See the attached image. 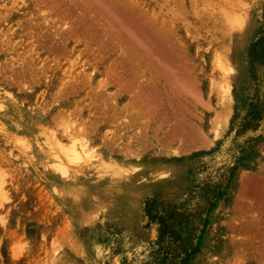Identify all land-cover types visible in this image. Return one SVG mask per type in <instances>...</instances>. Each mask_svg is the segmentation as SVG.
<instances>
[{
    "label": "rangeland",
    "instance_id": "rangeland-1",
    "mask_svg": "<svg viewBox=\"0 0 264 264\" xmlns=\"http://www.w3.org/2000/svg\"><path fill=\"white\" fill-rule=\"evenodd\" d=\"M0 2V264H264V0Z\"/></svg>",
    "mask_w": 264,
    "mask_h": 264
},
{
    "label": "bare ground",
    "instance_id": "bare-ground-1",
    "mask_svg": "<svg viewBox=\"0 0 264 264\" xmlns=\"http://www.w3.org/2000/svg\"><path fill=\"white\" fill-rule=\"evenodd\" d=\"M32 1V0H31ZM22 2V1H21ZM1 3V2H0ZM20 3V2H19ZM31 3V2H30ZM9 4V3H8ZM21 4V3H20ZM17 5V4H16ZM15 5V6H16ZM26 5V4H25ZM24 5V6H25ZM19 6V5H18ZM23 5H21V7H22ZM34 6V5H33ZM40 9V8H39ZM24 10V9H23ZM43 11V10H42ZM41 11V12H42ZM3 12V11H2ZM32 12V11H31ZM45 12V11H44ZM43 12V13H44ZM35 13V12H34ZM52 14V13H51ZM14 15V14H13ZM16 18V17H15ZM235 19H237V18H235ZM6 21V20H5ZM5 21H4V23H5ZM14 21V20H13ZM9 23V22H8ZM9 25H10V23H9ZM12 25V24H11ZM23 25V24H22ZM13 26V25H12ZM20 27V26H19ZM14 28V27H13ZM23 28V27H22ZM78 50V49H77ZM79 51V50H78ZM80 54V53H79ZM77 55V54H76ZM81 55V54H80ZM79 56V55H78ZM76 58V57H75ZM77 59V58H76ZM80 59V58H79ZM73 60V59H72ZM83 60V59H82ZM71 63H72V61H71ZM81 64V63H80ZM87 67V66H86ZM115 68V67H114ZM172 69H173V67H171ZM71 69V68H70ZM83 69H84V67H83ZM117 69V68H116ZM165 69H166V67H165ZM171 69V70H172ZM79 70V69H78ZM66 71V70H65ZM93 71V70H92ZM167 71V70H166ZM170 71V70H169ZM68 72H71L70 70L68 71ZM79 72V71H78ZM97 72V71H96ZM150 72V71H149ZM91 72H89V73H87V74H90ZM110 73V72H109ZM115 73V72H114ZM156 73V72H155ZM169 73V72H168ZM173 73V72H172ZM67 74V73H66ZM104 74V73H103ZM69 75V74H68ZM74 75H75V73H74ZM81 75V74H80ZM108 75V74H107ZM143 75H146V74H143ZM73 76V75H72ZM112 76V75H111ZM117 76V75H116ZM74 77H76V76H74ZM88 77H90V76H88ZM88 77H86V78H88ZM93 77V76H92ZM114 78H115V74H114V76H113ZM78 78H79V76H78ZM113 78V79H114ZM141 78V77H140ZM139 78V79H140ZM71 79V78H70ZM145 79V78H144ZM102 80V79H101ZM108 80V79H107ZM183 80V79H182ZM73 81V80H72ZM105 81V80H104ZM110 81V80H109ZM99 82V81H98ZM147 82H149V81H147ZM182 82V81H181ZM115 83V82H114ZM103 84V83H102ZM123 84V83H122ZM121 84V85H122ZM217 84H219V82L217 83ZM103 85H105V83L103 84ZM111 85V84H110ZM120 85V84H119ZM100 86V85H99ZM126 86V85H125ZM124 86V87H125ZM103 87V86H102ZM126 88V87H125ZM108 89V88H107ZM224 90V89H223ZM142 93V92H141ZM141 96H143V94L141 95ZM227 98V97H226ZM141 99V98H140ZM228 100H230V98L228 99ZM133 106V105H132ZM132 106H130V107H132ZM228 110H230V109H228ZM68 111V110H67ZM135 112V111H134ZM80 125V124H79ZM78 125V126H79ZM67 128H68V126H67ZM80 129V128H79ZM79 129H78V132H79ZM85 129V128H84ZM74 131V130H73ZM78 134V133H77ZM69 135H70V133H69ZM82 135V134H81ZM79 136V135H78ZM78 138V137H77ZM76 138V139H77ZM84 138V137H83ZM52 139V138H51ZM63 139H65V138H63ZM75 139V137L73 136V135H71V136H69L67 139H66V141H68V142H71L70 143V145H69V147L68 148H65L64 147V149H61V150H64V153H62L63 155H64V157H62V159L64 160L63 161V165H61L62 163H60V169H61V171L63 172V174H67V173H69V172H71L74 168H75V165H77V163H79V162H81V161H84L85 163H87V162H89V157L87 156L88 155V153H89V150H91V149H89V146L87 145V144H85L84 142H83V140H82V142L80 141H78V140H74ZM60 140V139H59ZM51 141V140H50ZM64 141V140H63ZM76 141H78V142H76ZM86 141V140H85ZM55 142V141H54ZM58 143V142H57ZM97 144V143H96ZM59 145V144H58ZM95 145V144H94ZM98 145V144H97ZM96 145V146H97ZM57 146V145H56ZM63 146V145H62ZM59 147H61V145H59ZM91 147V146H90ZM95 147V146H94ZM61 148H63V147H61ZM92 148V147H91ZM100 148V147H99ZM98 148V149H99ZM97 149V150H98ZM58 150V149H57ZM63 155H61V156H63ZM105 157V156H104ZM60 159V158H59ZM106 159V158H105ZM58 161V160H57ZM61 161V160H60ZM101 162V161H100ZM57 163V162H56ZM58 164V163H57ZM56 164V166L58 167V165ZM104 165V164H103ZM99 166V165H98ZM123 166V165H122ZM55 168V167H54ZM122 168V167H121ZM127 168V167H126ZM57 169V168H56ZM55 169V170H56ZM109 169V168H108ZM125 169V168H124ZM116 170V169H115ZM60 172V171H59ZM62 174V173H61ZM62 174V175H63ZM113 174H111V176H112ZM115 175V174H114ZM113 175V176H114ZM118 175V174H117ZM116 176V175H115ZM120 176V175H119ZM121 176H124V175H121ZM66 178V177H65ZM126 178V177H125ZM62 180V179H61ZM62 185V184H61ZM64 187V186H63Z\"/></svg>",
    "mask_w": 264,
    "mask_h": 264
},
{
    "label": "trees",
    "instance_id": "trees-1",
    "mask_svg": "<svg viewBox=\"0 0 264 264\" xmlns=\"http://www.w3.org/2000/svg\"><path fill=\"white\" fill-rule=\"evenodd\" d=\"M253 53L264 65V36L253 44Z\"/></svg>",
    "mask_w": 264,
    "mask_h": 264
}]
</instances>
